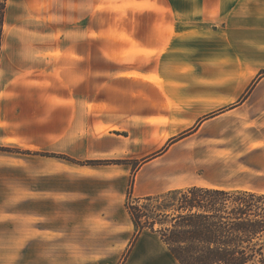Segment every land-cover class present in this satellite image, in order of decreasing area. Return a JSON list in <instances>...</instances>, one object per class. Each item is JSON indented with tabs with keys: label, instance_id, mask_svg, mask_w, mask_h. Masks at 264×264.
I'll return each mask as SVG.
<instances>
[{
	"label": "crops",
	"instance_id": "0c3cea01",
	"mask_svg": "<svg viewBox=\"0 0 264 264\" xmlns=\"http://www.w3.org/2000/svg\"><path fill=\"white\" fill-rule=\"evenodd\" d=\"M259 93L264 0H8L0 146L50 154L0 152L8 181L18 161L19 264H179L156 233L134 241L130 184L264 193L207 168L231 164L235 111Z\"/></svg>",
	"mask_w": 264,
	"mask_h": 264
},
{
	"label": "trees",
	"instance_id": "16d2710c",
	"mask_svg": "<svg viewBox=\"0 0 264 264\" xmlns=\"http://www.w3.org/2000/svg\"><path fill=\"white\" fill-rule=\"evenodd\" d=\"M7 4L0 0V65ZM0 152L50 156L1 146ZM132 188L131 183L126 208L134 241L145 230L156 233L179 264H264V193L193 186L134 198Z\"/></svg>",
	"mask_w": 264,
	"mask_h": 264
},
{
	"label": "rangeland",
	"instance_id": "374dc122",
	"mask_svg": "<svg viewBox=\"0 0 264 264\" xmlns=\"http://www.w3.org/2000/svg\"><path fill=\"white\" fill-rule=\"evenodd\" d=\"M190 24L191 22L188 23V25ZM219 24V26H213V28L222 29V22ZM208 27L210 29L211 25H208ZM193 39L194 38L188 39L187 44L193 45V43H191ZM214 40L217 41L219 45H226L225 36L222 37V35H220ZM97 44L98 43L92 39L91 45L93 46ZM250 87L254 90L256 84H252L249 88ZM259 94L261 96H259L257 101L253 100L246 104L244 109L241 108L240 110L235 111L234 133L233 137H231L228 142L230 148L228 151L232 155L231 164L227 167L218 165L207 168H209V174L212 176H225L227 179L236 183H243L244 185L246 184L254 187V189H261L264 191V100H262L264 94ZM243 97L244 96H242V99ZM242 99L234 103H229V105L223 107V109L220 108L219 113L242 106ZM223 104H226V102ZM248 114L251 115L249 125L246 123ZM230 136L231 135H229V137ZM3 147L23 150L18 146L13 145H5ZM165 150L166 148L160 150L158 153L154 154L153 157L148 158V160L160 156ZM10 154L12 157L19 156L16 152ZM247 162L251 164L247 165ZM11 165L9 173L10 181L7 180L8 175H2V172L0 171V191L3 188L6 191L7 187H9L12 195L10 199V206L12 209L11 215H5L4 218L2 215L0 216V264H19V246L17 244L19 236V215L17 210L19 201L18 161L12 160ZM204 170L205 168H200L198 174H203ZM3 200L4 199L0 197V206L3 203ZM143 204L144 203H141L140 205ZM23 261L25 262V260Z\"/></svg>",
	"mask_w": 264,
	"mask_h": 264
}]
</instances>
